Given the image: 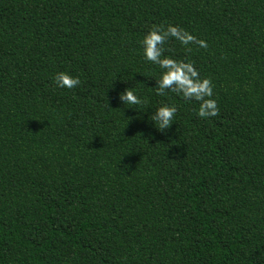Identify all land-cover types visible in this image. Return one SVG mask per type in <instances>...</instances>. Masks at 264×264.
Instances as JSON below:
<instances>
[{"label":"trees","instance_id":"1","mask_svg":"<svg viewBox=\"0 0 264 264\" xmlns=\"http://www.w3.org/2000/svg\"><path fill=\"white\" fill-rule=\"evenodd\" d=\"M169 24L215 116L151 88ZM0 264H264V0H0Z\"/></svg>","mask_w":264,"mask_h":264},{"label":"clouds","instance_id":"2","mask_svg":"<svg viewBox=\"0 0 264 264\" xmlns=\"http://www.w3.org/2000/svg\"><path fill=\"white\" fill-rule=\"evenodd\" d=\"M168 37H173L181 45L195 43L199 47H206L203 40H197L187 31L169 24L166 28L154 25L144 35L140 44L143 49V58L161 69L159 78L155 80L154 89L156 95H163L166 91L177 93L186 100L199 102L196 115L201 118L215 116L218 109L212 97V85L207 78H200L196 68L191 62L173 59L163 55L164 45ZM53 82L57 88L72 89L79 85L78 77L67 72H58L53 77ZM118 99L123 104L138 105L141 103L140 97L131 88H125L118 93ZM177 109L175 105L163 104L155 108L154 112L148 116L157 130H165L172 124L174 114Z\"/></svg>","mask_w":264,"mask_h":264}]
</instances>
